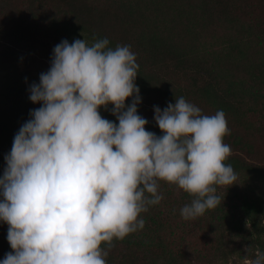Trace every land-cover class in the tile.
<instances>
[{"label": "clouds", "instance_id": "1", "mask_svg": "<svg viewBox=\"0 0 264 264\" xmlns=\"http://www.w3.org/2000/svg\"><path fill=\"white\" fill-rule=\"evenodd\" d=\"M108 44L62 41L31 86L30 100L42 106L15 135L0 178V221L12 249L0 264H106L114 241L142 230L141 214L163 200L161 182L192 197L184 220L220 205L218 189L236 184L225 163V113L202 114L181 96L154 108L162 135L147 131L136 55ZM109 105L118 125L100 114ZM254 255L245 264H264V252Z\"/></svg>", "mask_w": 264, "mask_h": 264}, {"label": "trees", "instance_id": "2", "mask_svg": "<svg viewBox=\"0 0 264 264\" xmlns=\"http://www.w3.org/2000/svg\"><path fill=\"white\" fill-rule=\"evenodd\" d=\"M162 1L170 3L169 12H175L178 17L186 8L195 9L209 20L234 26L253 42L257 61L242 70L250 81L233 79L223 67L205 56L173 43L138 17L135 7L126 0H0L3 14L0 15V42L4 43L0 47V80L9 83L0 91L7 90L15 97L12 103L15 110L30 115L42 106L30 100L31 86L39 84L40 74L50 69L54 47L64 40L71 44L76 39H84L90 46L107 38L109 48L127 45L136 55L139 68L135 83L141 98L137 111L148 121L147 131L162 135L154 120V108L163 110L181 96L199 107L202 114L214 115L222 110L228 128L232 122L246 123L243 134L230 131L224 137V143L231 147L225 163L233 167L238 177L246 175L257 185L246 187L248 193H238L236 205L227 204L232 188L225 189L220 205L205 212L209 220L202 225L217 236L211 247L212 263L251 258L256 249L264 252V0ZM39 22L44 25L39 26ZM41 29L45 42L32 37ZM49 38L52 41H47ZM20 43L24 45L19 47ZM3 92L0 95L5 97ZM131 103L132 98L125 102L126 106ZM112 108L109 105L99 111L104 119L118 125ZM6 167L0 157V178ZM171 189L159 191L163 195V191L168 193ZM257 191L263 193L257 194ZM181 198L183 203L191 204L192 197L187 193L182 191ZM151 210L150 206L142 218L144 229L157 233L159 221L168 215L153 210L151 213ZM144 229L123 241H114L106 264H193L194 260L200 264L201 255L175 252L167 240L159 236L153 240ZM218 232L228 235L220 236ZM228 232H235V237ZM7 233L8 225L0 221V261L12 252ZM244 246H249L251 252L243 249Z\"/></svg>", "mask_w": 264, "mask_h": 264}, {"label": "rangeland", "instance_id": "3", "mask_svg": "<svg viewBox=\"0 0 264 264\" xmlns=\"http://www.w3.org/2000/svg\"><path fill=\"white\" fill-rule=\"evenodd\" d=\"M131 3L136 10V15L140 17L148 26L155 27L162 34L166 35L173 43L181 45L188 51L205 56L213 61L218 66L223 67L233 79H246L250 81L248 74L243 72V67L247 68L249 64L257 61L253 54L254 43L250 42L238 29L224 22L209 20L204 14L195 9L186 8L178 17L175 12L170 11V3L162 0H126ZM178 9L179 7H176ZM162 10V11H161ZM0 15L2 10H0ZM39 26L44 25L38 23ZM32 37L36 36L37 41L45 42L43 30L40 33L35 32ZM47 41H52L50 38ZM27 43V42H25ZM53 43V42H47ZM252 43V44H251ZM24 44L20 43L19 47ZM0 47H4V43L0 42ZM13 48V47H12ZM9 85V83L0 80V88ZM3 91H0V94ZM6 92V94H4ZM3 95H0V157L2 162L6 164L5 157L11 152L13 140L20 128L32 117L26 112L21 114L13 107L14 96L8 94L5 90ZM4 100V101H3ZM247 129L246 123L232 122L229 130L232 133L239 135ZM255 182L246 175L239 176L236 184L232 185V191L229 192L226 198L227 204H237V194L248 193L246 187L256 186ZM172 187V189H171ZM165 190L171 189L168 193L163 191V200L153 205L152 210L157 214H167L168 216L159 221V229L157 233L151 230L144 229L153 240L155 236L167 240L168 245L177 252L181 251L185 256L188 254H199L201 259L200 264H245V259L234 258L229 262L224 263L220 260H215L213 263V255L211 247L214 243L215 233L205 230L202 222L209 220V216L204 214L195 220H184L180 215V210L186 204L182 202V190H177L175 186L161 182V187ZM221 197H225L226 190L221 189ZM262 194V191H257V194ZM152 210L150 211L152 213ZM142 213L140 218H144ZM151 216H153L151 214ZM146 217V216H145ZM142 232V233H143ZM231 237H235V232H228ZM218 235H228L226 232H218ZM174 243V244H172ZM243 249L248 251L249 246H244ZM255 252L249 259L255 258ZM186 258V257H185ZM195 264V260L192 262Z\"/></svg>", "mask_w": 264, "mask_h": 264}]
</instances>
